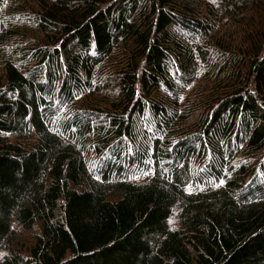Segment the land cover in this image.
<instances>
[{
    "label": "trees",
    "instance_id": "16d2710c",
    "mask_svg": "<svg viewBox=\"0 0 264 264\" xmlns=\"http://www.w3.org/2000/svg\"><path fill=\"white\" fill-rule=\"evenodd\" d=\"M0 264H264V0H0Z\"/></svg>",
    "mask_w": 264,
    "mask_h": 264
}]
</instances>
